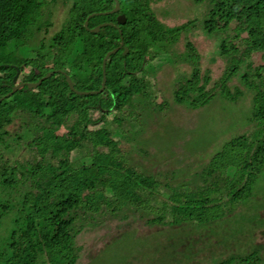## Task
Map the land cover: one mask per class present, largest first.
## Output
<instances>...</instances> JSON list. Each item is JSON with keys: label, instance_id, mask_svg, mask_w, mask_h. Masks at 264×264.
Returning a JSON list of instances; mask_svg holds the SVG:
<instances>
[{"label": "trees", "instance_id": "1", "mask_svg": "<svg viewBox=\"0 0 264 264\" xmlns=\"http://www.w3.org/2000/svg\"><path fill=\"white\" fill-rule=\"evenodd\" d=\"M118 1L110 12L116 0H0V264H86L134 230L142 236L210 225L252 199L264 175V0H193L202 8L198 28L214 43L202 54L187 40L188 73L175 81L171 100L147 65L157 47L194 31L196 19L167 30L153 10L156 0ZM57 11L63 21L52 32ZM101 23L108 24L91 31ZM90 34L99 38V57L86 53ZM38 35L41 44H32ZM122 38L100 90L103 59ZM23 39L28 45L17 43ZM216 56L225 70L213 82L202 58ZM52 70L36 87L9 94ZM143 77L148 83L140 85ZM244 95L250 101L241 109ZM218 96L241 129L213 150L164 154L159 142L173 104L196 110ZM172 143L167 149L174 151ZM112 224L118 232L104 246L85 251L78 242L82 232ZM263 249L258 242L214 264H264Z\"/></svg>", "mask_w": 264, "mask_h": 264}, {"label": "rangeland", "instance_id": "2", "mask_svg": "<svg viewBox=\"0 0 264 264\" xmlns=\"http://www.w3.org/2000/svg\"><path fill=\"white\" fill-rule=\"evenodd\" d=\"M152 7L167 30L182 25L190 19H196V24L191 26L194 31L185 30L177 42H171L172 44L162 49L160 46L157 47L156 58L147 65L156 78H159V87L163 88L164 92L166 91V98L171 100L173 97L171 91L175 81L179 76L188 73V66L183 62L187 40L192 41L202 54L212 50L214 42L212 38L200 32L198 27H200L202 8L193 0H156ZM58 12V24L51 28L52 32L57 30L60 27L59 22L61 24L63 21L64 14L59 16ZM43 38L42 35L34 36L35 43L32 44L40 45ZM98 40V37L89 35L85 45L86 53L95 57L100 56L96 48ZM49 41L48 37L47 42ZM17 43L28 45L24 39L18 40ZM37 45L29 47L33 48ZM202 65L204 70L210 69L213 82L219 79L225 70V61L221 56H216L213 62L203 57ZM236 82L234 79L231 84ZM139 83L143 85L148 81L143 77ZM249 101L247 95L242 96L238 108H247ZM223 102L218 96L205 107L196 110L173 104L167 112V118L172 120L171 126L168 123L164 128H169V135L165 136L163 133V140L159 142L164 154L189 153L187 148L206 151L211 148L213 150L218 141L225 139L223 136L227 137L233 130H240L241 128L237 127V115L232 112L233 107L228 108L227 106V109H224ZM162 104L164 105L165 101ZM51 121L56 123V118L52 117ZM174 121L178 122L176 130L172 126ZM104 132L102 129L99 130L101 135H104ZM153 136L157 137V135ZM172 141L178 144L174 151L167 149L172 148ZM113 162L116 165L120 163L119 160ZM142 162L146 163L147 160L143 159ZM172 164H177V160L176 163L172 161ZM167 165L161 168H166ZM136 226L137 224H134L133 228ZM117 232L118 228L112 224L110 227L97 231L82 232L78 236V242L86 245L85 251H90L93 248L104 246L105 241ZM123 239L107 247L105 245L98 257L86 264H214L217 259L229 254L247 252L258 242H264V175L252 199L240 205L232 215L215 223L206 226L187 224L142 236H137L134 230L130 237L125 236ZM115 253L117 256L114 255Z\"/></svg>", "mask_w": 264, "mask_h": 264}, {"label": "water", "instance_id": "3", "mask_svg": "<svg viewBox=\"0 0 264 264\" xmlns=\"http://www.w3.org/2000/svg\"><path fill=\"white\" fill-rule=\"evenodd\" d=\"M119 8H120V2L118 0H116V6H115V8H113L110 12H116V11L119 10ZM125 20H126V16L124 14H121V15L118 16V21L119 22L124 23ZM106 24H108V23H101V24L97 25L96 27L91 28V31L98 32L101 29V27L104 26V25H106ZM110 24L113 25V23H110ZM85 25L86 26L88 25V19L86 20ZM123 45H124V40L122 38L121 44L119 46L115 47L114 49L110 50L109 52H107V54L105 55V57L103 59V73H104L103 74V85H102V87H101L100 90H103V88L105 87V84H106V80H107V75H106V62H107L109 56L111 54H113V53H116L118 50H120ZM126 50H127V48L125 49V51ZM54 72L55 71L50 72L48 75H45L42 79H40L37 82H19L16 85L13 86V89H12V91L9 94H11L12 92L16 91L17 89H19L21 86H23L25 84L28 85L29 87H36L37 85H39L42 82V80L44 78L49 77ZM18 74H19V71H18L17 75L14 77V81L17 80ZM67 80H68L69 84L71 85V87L73 89H75L74 86H73L71 77L69 75H67ZM76 91L78 93H82V94L98 92V91H80V90H76Z\"/></svg>", "mask_w": 264, "mask_h": 264}]
</instances>
